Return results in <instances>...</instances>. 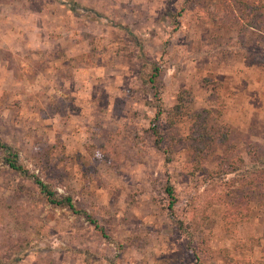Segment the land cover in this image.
I'll return each instance as SVG.
<instances>
[{
  "label": "rangeland",
  "instance_id": "1",
  "mask_svg": "<svg viewBox=\"0 0 264 264\" xmlns=\"http://www.w3.org/2000/svg\"><path fill=\"white\" fill-rule=\"evenodd\" d=\"M238 13L234 0H0V139L82 210L50 204L0 149V264H264L249 153H264V34ZM205 109L230 138L198 163Z\"/></svg>",
  "mask_w": 264,
  "mask_h": 264
},
{
  "label": "trees",
  "instance_id": "2",
  "mask_svg": "<svg viewBox=\"0 0 264 264\" xmlns=\"http://www.w3.org/2000/svg\"><path fill=\"white\" fill-rule=\"evenodd\" d=\"M239 17L242 20H245L252 27H258V29L264 34V0H234ZM255 20V21H254ZM264 48V47H263ZM264 51V49H263ZM259 59H261L264 64V53L259 54ZM262 56V58H261ZM160 72V67L158 65L154 66L152 74L149 77H145L148 82L153 83L155 87L153 89H159L157 82V76ZM158 92H154V97L157 100H160L158 97ZM157 114L155 120L159 118V116L163 113V108L161 105H156ZM176 108H179V104L176 105ZM214 111L212 109H205L200 113H195L193 121L195 122L196 128L193 130V141H194V162H202L205 160L210 153L214 151L217 145L220 142H228L230 135L228 131H220V130H210V117L213 115ZM155 128V133H158V129L156 125L153 126ZM157 143L160 144V140H157ZM0 149L4 152V161L5 163L13 170L17 171L19 174L33 179V181L40 188L41 193L47 199V201L55 206L69 207L75 213H81L82 210L76 207V203L74 198L69 194H61L59 193L50 182L44 180L37 172L31 171L29 168L25 167L20 161V151L16 149L14 146L2 141L0 139ZM251 157V161L260 166V170L258 174L259 177L258 182L260 183L261 190V204H264V153L252 148L249 151ZM167 187L169 196L171 198L170 201V209L173 214L174 204L176 202V197L174 195V190L172 187ZM86 213V212H85ZM89 216V215H88ZM182 226V223L181 225Z\"/></svg>",
  "mask_w": 264,
  "mask_h": 264
}]
</instances>
